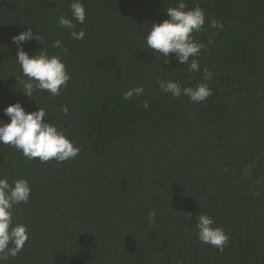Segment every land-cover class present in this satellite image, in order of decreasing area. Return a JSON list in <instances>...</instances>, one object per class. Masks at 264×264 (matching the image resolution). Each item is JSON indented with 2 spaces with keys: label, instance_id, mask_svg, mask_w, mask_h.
Listing matches in <instances>:
<instances>
[{
  "label": "trees",
  "instance_id": "trees-1",
  "mask_svg": "<svg viewBox=\"0 0 264 264\" xmlns=\"http://www.w3.org/2000/svg\"><path fill=\"white\" fill-rule=\"evenodd\" d=\"M82 2L76 30L85 37L75 40L57 25L72 0H0V120L10 121L3 109L16 101L26 111L40 105L81 148L42 163L0 144V176L26 178L32 189L14 208L30 238L5 264H264V0H185L205 13L193 36L207 47L196 59L213 73L212 95L198 104L163 93L158 81L194 86L203 72L174 55L157 62L145 48L151 24L178 0ZM29 27L71 73L59 96L20 91L27 78L11 38ZM56 39L67 55L51 47ZM23 47L31 55L43 44ZM141 85L142 95L123 98ZM200 213L228 235L223 251L198 240Z\"/></svg>",
  "mask_w": 264,
  "mask_h": 264
},
{
  "label": "clouds",
  "instance_id": "clouds-1",
  "mask_svg": "<svg viewBox=\"0 0 264 264\" xmlns=\"http://www.w3.org/2000/svg\"><path fill=\"white\" fill-rule=\"evenodd\" d=\"M70 9L71 16L61 14L57 25L61 29H68L75 40H82L85 31H77L76 24L85 22L86 8L82 0H72ZM166 11L168 19L151 24L145 37V48L158 54L155 56L157 62L163 57L164 62L168 63L174 55L179 65L188 66L190 73L203 72L204 82H198L194 86L185 87L174 80L158 81L163 93H170L173 97L187 96L191 102L198 104L212 95L207 81L212 79L213 73L207 67L201 69L196 59L207 45L197 42L193 36L202 30L205 13L199 6L188 8L185 0H178L175 7H167ZM210 27L222 29L223 23L212 19ZM11 39L17 45L16 62L22 75L27 78L20 81V91L30 100H34V93L40 91H47L52 97L59 96L71 79V73L67 71L61 56L50 55L44 47V38L38 31L33 32L32 27L20 31ZM33 40L43 44V47L30 55L25 51L23 44ZM208 43L214 41L209 39ZM51 47L61 49L64 55L68 53L60 39L53 41ZM143 93L144 87L141 85L128 89L122 95L125 100H130ZM148 107L145 103L144 108ZM60 110L64 115L69 112L67 106H62ZM3 113L10 117V121L0 120V144L13 147L29 160L39 158L42 163L52 159L63 162L74 159L81 151L80 146L74 145L63 130L45 119L49 114L40 105L37 110L26 111L22 102L16 101L5 107ZM31 192V185L26 178H18L10 183L6 176H0V264H5L9 257L14 258L23 251L30 238L28 226L14 220V208L19 204H28ZM154 217L155 213L150 212L149 218ZM195 227L196 236L201 243L209 244L219 251H223L228 245V235L223 227L216 225L210 215L200 213Z\"/></svg>",
  "mask_w": 264,
  "mask_h": 264
}]
</instances>
